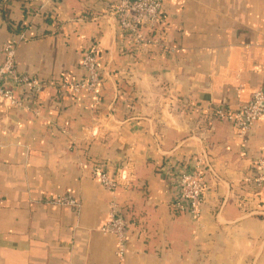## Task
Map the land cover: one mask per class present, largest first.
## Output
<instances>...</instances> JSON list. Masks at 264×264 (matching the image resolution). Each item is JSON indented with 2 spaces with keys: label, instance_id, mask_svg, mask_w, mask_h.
<instances>
[{
  "label": "crops",
  "instance_id": "0c3cea01",
  "mask_svg": "<svg viewBox=\"0 0 264 264\" xmlns=\"http://www.w3.org/2000/svg\"><path fill=\"white\" fill-rule=\"evenodd\" d=\"M45 1L0 0V47L26 28L17 67L45 83L29 110L0 103V264H120L116 237L99 230L113 197L128 225L122 264H264V185L253 180L264 117L242 133L216 113L264 89V0H164L152 47L120 27L116 0ZM90 44L97 104L62 86L84 75ZM198 156L200 224L175 205L176 170ZM96 164L126 170L129 186L109 192ZM60 195L77 206L51 204Z\"/></svg>",
  "mask_w": 264,
  "mask_h": 264
},
{
  "label": "built area",
  "instance_id": "2783aa9c",
  "mask_svg": "<svg viewBox=\"0 0 264 264\" xmlns=\"http://www.w3.org/2000/svg\"><path fill=\"white\" fill-rule=\"evenodd\" d=\"M163 1L116 0L111 7V13L135 45L147 47L161 45L158 33L163 21ZM45 4L43 3L42 7ZM27 35L28 30L22 28V31L0 47L3 55L0 62V103L22 110L31 108L29 101L39 96L45 84L17 67L18 46L27 38ZM98 55L97 44L86 46L80 60L84 75L79 79L71 77L64 78L62 81V86L69 88L73 93L88 92L96 104L100 102L103 83V72L98 63ZM26 94L30 97L25 98ZM35 113L39 114L37 111ZM216 113L219 118L232 123L242 133H246L264 117V89L257 91L250 103L241 105L236 111L218 108ZM204 165V160L198 156L190 168L176 170V187L183 201L175 205L182 210L188 209L191 218L197 224H200L202 217V199L205 191ZM255 166L256 175L253 180L257 186L261 187L264 185V152L255 161ZM90 172L111 193L117 192L122 186H129V179L123 182L126 179L124 169L115 176H111L104 164H96L90 168ZM50 202L53 205L67 207H75L78 204L72 195H60L51 199ZM109 207L108 221L99 230L116 237V256L122 264L128 252V225L121 215V208L115 197L111 199Z\"/></svg>",
  "mask_w": 264,
  "mask_h": 264
}]
</instances>
